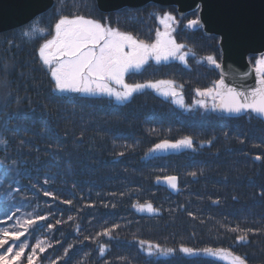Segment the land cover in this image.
<instances>
[{
    "label": "trees",
    "instance_id": "trees-1",
    "mask_svg": "<svg viewBox=\"0 0 264 264\" xmlns=\"http://www.w3.org/2000/svg\"><path fill=\"white\" fill-rule=\"evenodd\" d=\"M166 10L176 14L173 7L154 4L103 14L95 0H54L45 14L0 34V140L8 142L0 144V231L16 230L17 221L30 213L48 216L55 225L51 232L42 221L20 238L30 246L37 239L52 244L38 253L36 264H125L122 257L127 264H225L205 255L148 257L139 240L177 249L224 248L246 255L249 264H264V231L250 235L247 245L235 244V234L226 231L237 225L264 229V162L254 159L264 156V121L249 113L227 117L218 111H183L147 90L125 104L105 96L54 93L39 60L38 49L52 37L61 15L107 19L151 43ZM197 17L193 12L178 19L176 40L192 53L187 66L152 63L130 74V82L170 79L187 93L206 87L207 80L218 81L215 67L203 58L211 55L220 62L219 39L188 28ZM25 31L31 35L24 36ZM185 136L193 139V149L150 154L155 144ZM168 176L177 177L178 191L164 185ZM66 199L73 204L60 203ZM144 203L159 214L133 207ZM117 224L113 239L97 236ZM100 244L106 246L103 257ZM69 245H74L69 256L60 259ZM30 252L31 247L25 249ZM21 262L27 264L26 255Z\"/></svg>",
    "mask_w": 264,
    "mask_h": 264
},
{
    "label": "snow or ice",
    "instance_id": "snow-or-ice-1",
    "mask_svg": "<svg viewBox=\"0 0 264 264\" xmlns=\"http://www.w3.org/2000/svg\"><path fill=\"white\" fill-rule=\"evenodd\" d=\"M161 23L165 25V31L156 32V38L148 43L138 39L130 32L121 31L119 28L110 26V21L98 20L95 18H86L83 15L73 14L71 17L61 15L54 25V35L47 39L38 49L39 60L42 66L47 69L54 84L52 91L54 93H77L82 96H107L115 100L117 104H125L130 101L134 94L143 92L145 89H153L164 97H173V102L184 107L183 99L180 93L176 91L174 81L160 80L146 83H127L125 77L132 72H139L150 60L156 64L166 62L169 59L179 60L187 66V56L191 53L183 52L185 44L178 43L173 32L176 24V17L169 13H164L160 17ZM199 25L198 20L188 21L187 27L193 28ZM33 31L37 29L33 28ZM42 32V30H40ZM24 36L31 35L25 31ZM207 64L220 68L215 57L209 55L203 58ZM257 64V86L251 91H237L233 87L225 84L223 77L213 82V86L204 90L196 89V95L201 98H211L213 100L212 110L220 111L229 116H240L242 113L254 114L256 117L264 120V56L256 61ZM166 86V87H161ZM182 87V86H180ZM218 101V102H217ZM199 107L207 109L208 105L203 99L195 102ZM244 143L243 140L240 141ZM6 140H0V144H7ZM211 144V141H208ZM193 149L194 141L191 137L185 136L175 142L163 140L150 149V152ZM118 155L123 156L120 152ZM256 161L264 162V156L257 155ZM189 175L195 177L196 172ZM166 183L173 191H178L177 177L168 176ZM47 183V180L45 181ZM35 186V185H34ZM264 194V193H262ZM44 195L55 200L57 197L49 191ZM235 199V197H233ZM60 203L71 206V199L61 200ZM219 203V201H214ZM93 205H87L92 207ZM106 206V205H105ZM137 211H147L150 215H158L159 210L154 208L151 203L134 204ZM188 215L197 219L192 213ZM11 218V217H10ZM69 220L74 217L69 216ZM47 222L46 227L49 232L55 225L49 221L46 215L37 214L35 217L30 213L27 218L18 220L14 226L16 230L4 229L0 231V264H22L21 258L26 255L27 264H36L38 253H43L47 248L52 247L50 242L37 239L34 245H28L20 241L22 236L29 233L38 222ZM62 221L57 220L56 224ZM201 223H204L201 220ZM120 225H114L112 228H106L97 233V236L113 239V233ZM226 231L234 233V242L237 245H247L251 243L250 235H259L264 229L253 230L252 228L236 227L226 228ZM85 237V240H89ZM9 241H20L18 245H10ZM59 243V241H57ZM140 251L148 257H194L199 255L214 256L226 258L228 264H249L246 255L236 254L224 248L205 247L197 249L181 245L178 249L175 247H163L156 243L145 240H139ZM31 247L30 253H25V249ZM74 245H69L64 249V255L60 259L69 256ZM106 251L104 244L99 245V253L103 257ZM125 260L126 258H121ZM51 264H59L58 260L51 261Z\"/></svg>",
    "mask_w": 264,
    "mask_h": 264
},
{
    "label": "water",
    "instance_id": "water-1",
    "mask_svg": "<svg viewBox=\"0 0 264 264\" xmlns=\"http://www.w3.org/2000/svg\"><path fill=\"white\" fill-rule=\"evenodd\" d=\"M95 2L99 12L104 14L125 8H140L148 4L175 7L178 17L198 12L199 25L193 29L201 28L205 35L219 39L221 61L220 68H215L218 80L223 77L225 84L237 91H251L257 86V68L249 63L248 56L264 55V0H95ZM53 5L54 0H0V34L25 26L49 11ZM220 113L228 117H241L247 114L229 116ZM163 183L170 188L165 180Z\"/></svg>",
    "mask_w": 264,
    "mask_h": 264
},
{
    "label": "rangeland",
    "instance_id": "rangeland-1",
    "mask_svg": "<svg viewBox=\"0 0 264 264\" xmlns=\"http://www.w3.org/2000/svg\"><path fill=\"white\" fill-rule=\"evenodd\" d=\"M116 12H117V11H116ZM113 13H114V12H113ZM164 13H169V14L173 15L174 17H176V21H177V23L172 25V27L175 28V31H174L172 34H173V36H174L175 39H176V30H177V25H178V19H179V18L176 16V14H173V12H171V11H169V10H166ZM164 13H163V15H164ZM98 20H99V19H98ZM110 26H111V25H110ZM158 30H159L161 33H163V32L165 31V25H164V23H161V20H160V28H158ZM156 32H157V31H156ZM53 35H54V32H53ZM53 35H52V36H53ZM51 38H52V37H51ZM51 38H50V39H51ZM155 38H156V34H155L154 40H155ZM154 40H153V41H154ZM153 41H152V42H153ZM218 42H219V41H218ZM182 51H183V50H182ZM183 52H184V51H183ZM185 52H186V51H185ZM191 54H192V53H191ZM188 56H190V54H189ZM188 56H187V57H188ZM253 56H254V55H253ZM262 56H264V55H262ZM260 57H261V56H260ZM260 57L255 56V57L250 58L251 62H249V63H250V64H255V65H257V64H256V61H257L258 59H260ZM169 61H173V62L181 63L179 60H175V59H169V60L166 61V62H169ZM248 61H249V59H248ZM152 63H153V64H156L155 61L150 60L149 63L146 64L144 67L149 66V65H151ZM161 63H162V62H161ZM163 63H165V62H163ZM206 63H207V62H206ZM256 67H257V66H256ZM149 69H150V68H149ZM131 75H132V74H131ZM131 75H130V73L126 75L125 80H126L127 83H131L130 80L133 79V78H132L133 76H131ZM160 80L174 81V80H170V79H160ZM160 80H159V79H154V80H153V79H148L147 81H144L143 83H146V82H149V81H151V82H155V81H160ZM214 81H215V80H213V79H212V80H207V83H203V84H207V86L204 87V88H198V89L204 90V89H206V88L212 87ZM174 86L176 87V91H178V92L180 93V97H182V99H183L184 107H181L180 105L174 103V102H173V97H171V96H169V97L166 98V97L160 95L159 93H157V92H156L155 90H153V89H145V90L154 93L155 95H157V96L161 97L162 99H164V100L170 102L173 106H175L176 108H179V109H181V110H183V111L199 110V111H201L202 113H205V114L215 112V111L212 110L213 100H212L210 97H209V98H201V97H198V96L196 95V91H195V90H194V91L189 90V91H187V93H184V92H183V91H184V86H183L182 84L176 82V81H174ZM180 86H182V87H180ZM161 87H166V86H161ZM58 94H61V93H58ZM64 95H80V94H77V93H64ZM97 97H100V96H97ZM102 97H103V96H102ZM109 98H110V97H109ZM110 99H112V98H110ZM201 99H203V100L205 101V103L208 105L207 109H205V108H201V107H199V106L195 103L196 101L201 100ZM112 101L115 102L114 99H112ZM217 102H218V101H217ZM169 150H171V149H169ZM169 150H167V151H169ZM167 151L150 152V154H160V153L167 152ZM144 212H147V211H144ZM210 257H213V258H215V259H217V260L222 261V262L225 263V264H228V261H227L226 258H220V257H214V256H210Z\"/></svg>",
    "mask_w": 264,
    "mask_h": 264
},
{
    "label": "bare ground",
    "instance_id": "bare-ground-1",
    "mask_svg": "<svg viewBox=\"0 0 264 264\" xmlns=\"http://www.w3.org/2000/svg\"><path fill=\"white\" fill-rule=\"evenodd\" d=\"M19 28H21V27H19ZM19 28H16V29H19ZM16 29H12V30H10V31H7V32H11V31H13V30H16ZM5 33V32H4Z\"/></svg>",
    "mask_w": 264,
    "mask_h": 264
}]
</instances>
